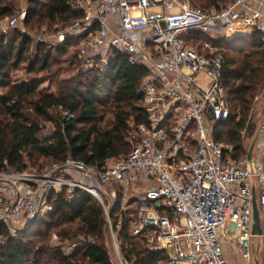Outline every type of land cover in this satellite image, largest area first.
<instances>
[{"label":"built area","instance_id":"obj_1","mask_svg":"<svg viewBox=\"0 0 264 264\" xmlns=\"http://www.w3.org/2000/svg\"><path fill=\"white\" fill-rule=\"evenodd\" d=\"M190 0H76L80 20L43 35L39 42L78 40L79 57L91 66L99 59L103 72L113 52L130 65L146 69L139 93L146 122L121 160L96 169L68 156L63 163L31 173L0 168V246L52 210L49 196L76 191L100 203L110 236L112 264H133L123 254L121 219L136 204L133 234L144 231L165 264H229L221 237L228 233L244 264H264V234H252V194L264 214V100L255 124L252 158L231 159L232 146L215 141V127L230 115L222 84V48L210 40L192 45L194 33L211 38H264V0H229L219 9L191 6ZM25 11L0 23L1 34L23 24ZM184 37V38H181ZM56 43V44H55ZM259 99V100H260ZM66 119L74 114L64 111ZM117 208L114 226L110 212ZM89 242L93 243L91 239ZM66 246L64 255L76 249Z\"/></svg>","mask_w":264,"mask_h":264},{"label":"trees","instance_id":"obj_2","mask_svg":"<svg viewBox=\"0 0 264 264\" xmlns=\"http://www.w3.org/2000/svg\"><path fill=\"white\" fill-rule=\"evenodd\" d=\"M17 1L0 0V19L12 14ZM190 1L202 9H219L224 2ZM29 4L24 24L31 29L44 23L64 27L83 17V12L74 8L73 0H29ZM205 39L222 48V84L230 111L228 119L215 127L214 138L231 145V159L238 160L247 153L243 135L249 122V135L254 131V107L264 91V38L259 31L229 40L195 32L191 44L199 48ZM29 40L25 36L16 45L15 37L0 33V168L43 170L45 163L61 164L70 156L103 169L107 162L126 157L133 145L131 132L146 122L143 97L138 91L146 69L130 65L125 54L114 51L113 63L105 71L80 72L56 81L55 94H43L37 90L40 77L34 74L41 72L51 78L55 72L54 54L63 55L68 48H74L75 53L57 61L70 67L69 58L79 55V41L66 39L51 49L45 43L37 44L38 54L28 62ZM20 64H25L28 77L15 82L11 74ZM64 111L74 117L66 119L60 115ZM47 123L52 124L49 134L45 132ZM133 202L131 199L120 221L123 254L133 264H165L167 254L151 249L149 233L133 234ZM49 203L52 210L43 220L32 222L15 237L5 235L0 264H112L106 243V218L96 198L77 190L75 199L67 202L64 191H53ZM116 212L117 208L110 212L114 226L119 223ZM53 236L57 245H51ZM65 243L76 244L75 251L64 255L61 248Z\"/></svg>","mask_w":264,"mask_h":264},{"label":"rangeland","instance_id":"obj_3","mask_svg":"<svg viewBox=\"0 0 264 264\" xmlns=\"http://www.w3.org/2000/svg\"><path fill=\"white\" fill-rule=\"evenodd\" d=\"M87 1V0H85ZM229 2V0H224V2L221 3V6L227 4ZM76 4V0H73V6ZM191 6L193 7H197L196 5H194L193 3H190ZM30 4H29V0H18L16 2V7L14 9V11L12 12L11 15H9L8 17H5V18H2L0 19V23L1 22H8V20L14 16L16 13L20 12V11H25V13L27 12L28 8H29ZM56 26L54 27H49L47 26L45 23L40 25L38 28L36 29H31L29 28L28 26H26L24 23L21 24L19 23L17 26H15L14 28L10 29L7 33L3 34V35H7L9 36L10 38H14L16 39V45L19 44V42L21 41V39L25 36H28L29 37V47L28 49L26 50V57L28 58V62L31 61L32 59L35 58V55L38 54V45L37 44H42V42H39L38 39L40 37H42L43 35H48L52 32H55L56 29L60 28H55ZM1 33V32H0ZM19 33V34H17ZM181 38H184V37H181ZM197 43V41H196ZM56 44V43H55ZM48 49H51V47H54V45H49V44H46ZM61 45V44H59ZM56 46V45H55ZM79 48L81 47L80 43H79ZM42 48V45L40 46ZM77 49V48H76ZM74 48H68V51L61 55V54H54V56H56L55 59H53L52 61V69L53 72L51 74V78L50 76H43V73H38V74H34L32 73V75H37L40 80V84L38 85V88L37 90L43 94H55L58 90V86L56 84V81H59V80H62V79H68L69 77L73 76V75H76L80 72H86V71H89V70H99V67L101 65H103L102 61L97 59L95 60V62H93V64L91 66H88L87 65V68H86V65H85V62L83 61V59H81V61H78V57H72V58H69L72 60V65H69L66 64V63H62V62H57L58 60L60 61H63L68 55H72L74 52ZM78 54H79V51H78ZM109 67V66H108ZM107 67V68H108ZM106 68V69H107ZM57 73L56 76H54L55 74ZM50 75V74H49ZM42 76V77H41ZM11 77L13 79V81L15 82H20L22 80H25L27 77H28V74H26V69H25V64H20V66L18 67V69H16L12 74H11ZM49 77V78H48ZM53 77V78H52ZM261 97V96H259ZM258 97V100L256 101V104H255V107H254V110H256V108L258 109V112H257V115L260 114V110H261V105H259V98ZM60 115H64V112L60 113ZM254 115H256V113L253 114V117H252V122L253 123H256V120L254 119ZM255 130V124H254V128ZM52 130V124H49L47 123L45 125V132L47 134H49V132ZM132 135H130V138L132 140V142L134 143L137 138H138V133L137 131H132L131 132ZM254 136H255V133L254 131L251 132V135H249V130H248V133H247V138L246 140L244 141V144H245V147H246V151H248L251 143L254 141ZM132 137H134V139H132ZM136 139V140H135ZM264 153L263 152H256V155H259L260 157L262 156V158L264 157L263 155ZM264 159V158H263ZM53 165V164H51ZM48 163H45L44 166H43V169L47 166H51ZM25 171L27 172H31V173H34V172H37V173H40L42 172V169L41 170H36L35 168H27ZM42 220V219H41ZM40 220V221H41ZM106 243L108 244L107 247H111V243H110V236L106 238ZM58 244V240L56 239L55 236L52 237L51 239V245H57ZM69 243H65L64 245H62V248H61V251L66 253L67 251V247ZM259 258L262 259V256L261 254H258ZM112 259L111 257V254H110V260ZM42 263V261H41Z\"/></svg>","mask_w":264,"mask_h":264},{"label":"crops","instance_id":"obj_4","mask_svg":"<svg viewBox=\"0 0 264 264\" xmlns=\"http://www.w3.org/2000/svg\"><path fill=\"white\" fill-rule=\"evenodd\" d=\"M259 103H260L259 105H261L262 107L263 101L261 99ZM257 112H258V109L256 108V110H254L253 112V114L256 113V115H254L255 120L259 118V115H257ZM262 141L264 142V138ZM261 152L264 153V147L261 150ZM260 158L264 161L263 159L264 157L262 158L261 156ZM261 218H262V226H263V231H264V214L261 215ZM220 240H221V245L224 251V256L226 260L229 262V264H244V260L240 257L238 249L236 248V246L231 244L230 236H228V233H226V235H223ZM258 254H261V253L258 252L257 254H255V257L260 262L262 259L259 258Z\"/></svg>","mask_w":264,"mask_h":264},{"label":"water","instance_id":"obj_5","mask_svg":"<svg viewBox=\"0 0 264 264\" xmlns=\"http://www.w3.org/2000/svg\"><path fill=\"white\" fill-rule=\"evenodd\" d=\"M261 99L264 100V91L261 95ZM249 127H250V122L248 123V125L245 129V132L243 135L244 139L247 138V133H248ZM253 150H254V143H251V145L247 151V159L252 158ZM252 234L255 236H262L264 234L263 226H262L261 213H260V210L258 208L254 193L252 194ZM255 264H260V263L258 261H256Z\"/></svg>","mask_w":264,"mask_h":264}]
</instances>
